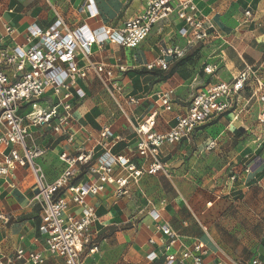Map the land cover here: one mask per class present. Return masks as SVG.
Instances as JSON below:
<instances>
[{
	"label": "crops",
	"instance_id": "1",
	"mask_svg": "<svg viewBox=\"0 0 264 264\" xmlns=\"http://www.w3.org/2000/svg\"><path fill=\"white\" fill-rule=\"evenodd\" d=\"M149 0H0V46L30 47L28 29L35 25L47 31L58 18L73 30L82 24L91 28H120L144 12ZM195 15L213 27L211 38L191 48L184 63L170 60V69L149 70L147 65L161 57L163 47L185 46L178 36L184 22L173 16L153 27L149 37L136 48L107 42L93 48L90 61L113 67L120 91L107 87L93 70L78 82L85 92L75 97L73 120L65 127L73 141L51 125L31 126V140L45 154L38 159L48 183L66 170L63 154L71 158L86 155V163L75 165L73 185L96 181L91 172L103 159L124 155L137 167H146L152 159L138 155V129L154 115L152 132L166 133L177 116L187 112L192 99L208 85L230 82L234 76L252 67L264 83V0H195ZM92 3L98 15L90 18L82 8ZM250 16H246V12ZM4 25L15 32L6 34ZM81 64L82 57L78 54ZM214 69L207 74L205 68ZM242 91L233 109L200 126L189 140L164 144L158 159L167 174H144L138 182L128 181L124 194L116 185H106L87 204L98 216L94 230L98 251L85 249L80 264H164L169 238L161 228L169 226L179 236L172 253L180 252L179 243L205 247L203 264L264 263V105L255 83ZM171 91L172 109L165 110L160 96ZM131 98L135 103L130 102ZM52 90L41 99L44 109L56 104ZM30 111L24 105L21 114ZM108 127L112 138H102ZM211 142L215 147L209 149ZM113 177L126 175L114 167ZM235 176L233 181L231 177ZM38 186L30 171L17 168L12 175H0V261L16 260L18 250L43 251L46 235L40 208L32 202ZM69 202L68 213L81 209L63 189L58 196ZM158 215V218L155 216ZM154 259H151L152 256ZM45 264H66L62 257L47 256Z\"/></svg>",
	"mask_w": 264,
	"mask_h": 264
},
{
	"label": "built area",
	"instance_id": "2",
	"mask_svg": "<svg viewBox=\"0 0 264 264\" xmlns=\"http://www.w3.org/2000/svg\"><path fill=\"white\" fill-rule=\"evenodd\" d=\"M194 1L149 0L143 13L128 19L120 28H91L84 23L71 30L59 17L55 25L47 31H42L35 25L28 29L27 42L33 44L37 41L30 47L15 46L10 50L0 46V175H12L19 167L30 171L38 186L32 202L40 208V230L46 235V247L43 251H17L16 260L20 264H45L47 256L62 257L66 264H80V257L85 249L90 253L99 249L94 230L98 216L94 208L87 204L89 195L98 194L109 184L116 185L118 192L124 194L130 179L138 182L144 174H167L166 168L158 159L160 148L164 144L172 145L189 140L200 126L230 112L242 91L246 88L252 89L250 83H255L253 94H259L260 102L264 105V83L257 71L248 67L230 82L211 84L204 88L192 99L187 112L176 117L175 125L166 133L152 132L154 115L149 117L137 131L140 135L138 155L144 159H152L148 166L137 167L124 155H114L109 161L103 159L99 166L90 168L92 173L98 175L95 182L80 186L72 184L75 165L86 163L87 156L71 158L63 154L61 160L67 164L66 170L53 183L46 181L38 163L45 150L33 141L29 143L32 137L30 127L49 126L56 122L55 131L66 134L68 140L73 141L74 134L69 133L65 127L73 120L72 100L85 96V92L78 87V82L88 77L90 69L107 87L121 90L114 80L112 66L90 61L93 48L107 42L120 47L136 48L149 37L155 25L168 22L176 16L184 22L178 36L185 40V46L163 47L161 57L147 65L149 70L167 71L170 60L182 59L192 47L211 38L213 27L206 18L195 15L197 6ZM82 9L88 12L90 18L98 15L92 3ZM245 15L250 16V12ZM4 29L9 36L15 32L8 25H4ZM78 54L84 64L80 63ZM205 72L212 74L214 69L206 67ZM49 90H52L57 102L53 107L44 109L40 106V101ZM171 94L169 91L160 96L161 104L167 111L172 109ZM129 101L136 102L134 98ZM24 105H28L30 111L23 116L21 109ZM261 121L264 122V117ZM101 137L112 138L113 133L105 127ZM213 147L215 143L211 142L208 148ZM115 166L126 171L127 176L113 177ZM235 179V176L231 177V180ZM63 189L70 193L72 202L80 207L79 215L68 213L69 202L66 197L58 196ZM0 221L8 222V216L0 215ZM161 230L169 238L164 264H203V244L186 245L180 242V252L172 253L171 249L179 241V236L169 226H164ZM0 264L4 262L0 261ZM9 264L14 263L9 261ZM249 264L264 263L254 259Z\"/></svg>",
	"mask_w": 264,
	"mask_h": 264
},
{
	"label": "trees",
	"instance_id": "3",
	"mask_svg": "<svg viewBox=\"0 0 264 264\" xmlns=\"http://www.w3.org/2000/svg\"><path fill=\"white\" fill-rule=\"evenodd\" d=\"M189 58H191V57H189V54H187V55H186L185 57H183L182 59L174 60V61H178V63H184V62L188 61ZM169 69H170V67H169ZM169 69H168V70H169ZM168 70H167V71H168Z\"/></svg>",
	"mask_w": 264,
	"mask_h": 264
}]
</instances>
